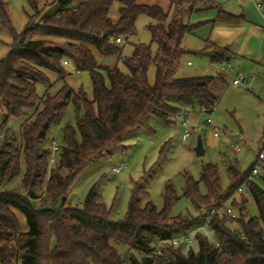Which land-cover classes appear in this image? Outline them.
<instances>
[{
  "label": "trees",
  "instance_id": "1",
  "mask_svg": "<svg viewBox=\"0 0 264 264\" xmlns=\"http://www.w3.org/2000/svg\"><path fill=\"white\" fill-rule=\"evenodd\" d=\"M166 1L168 6L163 8L143 0H43L40 5L27 0L33 15L17 36L0 0V23L15 36L0 61V109L5 111L0 129L11 119L21 122L19 142L8 134L0 140V264H264V190L254 179L248 180L257 158L244 174L228 170L226 191L212 165L201 169L197 181L185 173L181 196L168 184L159 211L138 183L125 216L118 221L111 219V211L93 190L80 208L67 205L77 176L122 147L128 133L150 132L145 124L148 117L170 126L185 108L197 104L211 114L215 107L210 91L214 77L179 78L176 73L185 53V37L208 23L192 24V13L214 9L216 4L213 0ZM114 3L119 4L116 21L110 17ZM52 5L57 6L56 13L38 23V16ZM142 15L150 20L151 44L136 45L129 58H122L121 41L134 36ZM240 20L242 16L219 11L211 22L234 25ZM152 44L157 47L154 55ZM205 51L212 63L229 57L226 48L210 45ZM67 57L74 60L77 72L89 74L91 98L64 82ZM97 57L116 58L127 73L117 64H99ZM151 66L155 67L153 84L147 77ZM70 102L75 128L65 126L57 146L48 132L59 125ZM166 152L164 145L160 159ZM21 164L25 169L19 187L6 189L20 175ZM247 193L258 217L246 212ZM182 198L198 208L197 215H172ZM229 207L236 209L232 222L225 215ZM15 212L24 216L26 231H21ZM203 228L214 241L201 232ZM183 236L195 242L196 251L191 244L172 245L173 239ZM118 247L126 249L123 256ZM134 253L143 256L137 259Z\"/></svg>",
  "mask_w": 264,
  "mask_h": 264
},
{
  "label": "rangeland",
  "instance_id": "2",
  "mask_svg": "<svg viewBox=\"0 0 264 264\" xmlns=\"http://www.w3.org/2000/svg\"><path fill=\"white\" fill-rule=\"evenodd\" d=\"M9 17L10 25L15 35L19 36L25 29L28 17L33 15V9L27 0H1ZM218 7L234 16H242L238 24L215 22L214 12L204 16L192 18L193 24L208 22L198 29L194 36L188 35L183 41L184 56L176 73L179 78L212 77L218 74L210 82V91L215 96L216 103L211 114H205L195 104L185 108L188 113V126L190 137L185 140L183 128L179 120L167 126L153 117H148L145 124L150 132L140 129L126 135L122 141V147H116L110 155L92 162L74 180L68 191L67 205L80 208L87 194L93 190L100 196L101 202L111 211V219L118 221L123 219L127 212L132 190L135 184L144 187L148 193V201L152 202L159 211L163 205V193L165 187L170 184L176 193L181 196L184 185L183 175L186 173L193 180L200 177L201 169L206 165L216 168L220 179L221 188L226 191L230 181L228 170L234 169L240 174L250 170L256 162L259 154L264 156V56L261 54V45L264 40V0H213ZM40 5L43 0H37ZM144 3L168 6L166 0H143ZM255 4L262 6V17L257 13ZM119 4L114 3L110 17L117 20ZM57 6L52 5L44 9L38 16L37 22L41 23L45 18L56 13ZM150 20L146 16L138 17L135 23V34L127 39H122V58H129L136 45L149 46L151 35L147 30ZM213 24V26H210ZM15 36L7 27L0 23V61L7 56ZM213 43L221 48H227L232 58L219 64H211L207 53L203 54L205 42ZM157 47L151 45L154 55ZM98 58L99 64L113 66L126 74L127 71L121 61L116 58ZM69 64L64 67V82L74 91H82L91 98L92 89L89 74L77 72L74 60L67 57ZM189 63V65H188ZM241 76L242 83L235 87L233 80ZM150 84L154 83L155 67L151 66L147 73ZM245 80H248L245 83ZM43 88L38 87L41 94ZM5 111L0 109V126L4 120ZM210 119L211 125H206ZM20 120L11 119L0 129V140L5 135H12L17 142L20 141ZM75 128V113L72 103H68L64 117L59 125H54L48 132L50 142L61 145V130L65 126ZM218 133L216 137L214 132ZM201 139L204 154L196 157L193 150L197 138ZM167 145V152L160 159V151ZM239 151H235V149ZM58 160V154L56 155ZM260 172L254 178V182L264 190V160L259 164ZM121 167L118 173L113 168ZM24 164H21V173L7 187L13 190L19 187L24 173ZM200 192L205 193L200 187ZM246 194V190L243 191ZM246 212L249 216L258 217V211L253 199L247 193ZM36 206H38L36 204ZM236 213V209L229 207ZM228 208V209H229ZM21 225V231L27 230L24 216L15 212ZM198 208L182 198L173 208L172 215L195 216ZM234 226L239 228L238 223ZM201 232L211 241L212 235L203 228ZM194 234H190L192 238ZM210 241V242H211ZM192 249L196 251V244L192 242ZM118 254L124 255L126 249L118 247ZM162 250V249H161ZM160 250V251H161ZM137 259L143 255L136 254ZM167 252L165 253V255ZM127 264V263H126Z\"/></svg>",
  "mask_w": 264,
  "mask_h": 264
},
{
  "label": "built area",
  "instance_id": "3",
  "mask_svg": "<svg viewBox=\"0 0 264 264\" xmlns=\"http://www.w3.org/2000/svg\"><path fill=\"white\" fill-rule=\"evenodd\" d=\"M258 10H259V12H261L262 11V6H258ZM117 42H119V41L117 40ZM65 64H66V62H65ZM242 81H243V79L241 78V76H238V77H236L233 80L232 83H233V85L235 87H237V86H239L242 83ZM263 100H264V97H263ZM201 111L206 114V111L204 109H201ZM186 115H187V112L184 111L182 114H180V115H178V116H176L174 118L175 120H179L180 121V125L183 128V137H182L183 140H185L186 138L190 137V129H189V126H188L189 121L187 120L188 118L186 117ZM206 124L207 125H211L210 119H208L206 121ZM214 135L217 137L218 136V133L215 131L214 132ZM55 149H56V147L53 145L52 146V150L55 151ZM235 151H238V149L236 148ZM263 159H264L263 154H259L258 157H257V162L252 167V170H251V173H250V175L248 177V180L254 179L259 174V172H260V166H259V164L261 163V161ZM51 161H53V158H51ZM121 170H122L121 167H119V168H113V172L114 173H118ZM241 190H243V188H240L239 191H241ZM215 211L216 210H213L212 212H215ZM225 215H226L227 220L229 222H232L231 220L232 219H235V217H236L235 213L232 212L230 209H227L225 211ZM179 244H183L185 247H187V246H189L191 244V239L188 236H183L181 238L173 239L172 245L177 246ZM157 254L160 255L161 252L160 251H157Z\"/></svg>",
  "mask_w": 264,
  "mask_h": 264
},
{
  "label": "crops",
  "instance_id": "4",
  "mask_svg": "<svg viewBox=\"0 0 264 264\" xmlns=\"http://www.w3.org/2000/svg\"><path fill=\"white\" fill-rule=\"evenodd\" d=\"M254 5H255V9H256L257 13L260 15V17H262V11L259 12V10H258V6H259V4H255V3H254ZM210 11H211V12H214V13L216 14V16H217V14H218L219 11H222V12H224V13L230 14V13H228V12L223 11L222 9H218V7L215 6L214 9L203 10V11H196V12L192 13V15H191V19H192V18H197V17H200V16H204V15H206V13H209ZM230 15L234 16L233 14H230ZM242 19H243V17H242ZM210 26H213V24H211ZM232 26H235V24L232 25ZM195 33H196V31L193 33L192 36H194ZM210 45H213L214 47L221 48V47H219V46H217V45H214L213 43L211 44V43H209L208 41H206V42H205L204 49H203V50H204V51H203V54H206L205 48L210 47ZM226 49H227V48H226ZM227 50H228V49H227ZM207 54H208V53H207ZM228 56H229V57L226 58L225 61H228V60H230V59L232 58V55H231V54H229ZM208 58H209V57H208ZM223 62H224V61H223ZM210 63H211V64H217V63H212L211 61H210ZM188 65H189V63H188ZM212 77L216 78V77H218V74H215V75L212 76ZM247 82H248V80H247ZM186 117L188 118V113H187ZM238 151H239V150H238ZM236 152H237V151H236Z\"/></svg>",
  "mask_w": 264,
  "mask_h": 264
},
{
  "label": "water",
  "instance_id": "5",
  "mask_svg": "<svg viewBox=\"0 0 264 264\" xmlns=\"http://www.w3.org/2000/svg\"><path fill=\"white\" fill-rule=\"evenodd\" d=\"M261 54H262V56H264V40H263L262 45H261ZM245 83H247V80H245ZM193 152L196 155V157L202 156L204 154L201 139L199 137L196 140V145L194 147Z\"/></svg>",
  "mask_w": 264,
  "mask_h": 264
}]
</instances>
